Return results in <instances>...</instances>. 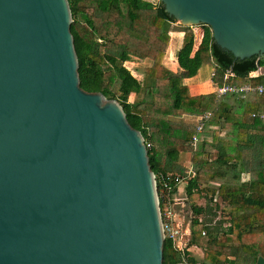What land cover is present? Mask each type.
<instances>
[{
  "label": "water",
  "instance_id": "obj_1",
  "mask_svg": "<svg viewBox=\"0 0 264 264\" xmlns=\"http://www.w3.org/2000/svg\"><path fill=\"white\" fill-rule=\"evenodd\" d=\"M160 1L235 58H264V0ZM72 21L69 0H0V264H164L145 138L81 87Z\"/></svg>",
  "mask_w": 264,
  "mask_h": 264
},
{
  "label": "trees",
  "instance_id": "obj_2",
  "mask_svg": "<svg viewBox=\"0 0 264 264\" xmlns=\"http://www.w3.org/2000/svg\"><path fill=\"white\" fill-rule=\"evenodd\" d=\"M69 4L81 87L119 101L129 123L153 144L148 155L156 176L186 175L180 154L192 152L194 174L186 179L187 194L196 200L204 193L207 202L193 204L195 217L187 247L199 246L203 257L199 261L187 248L181 251L171 239H165L164 264H205L204 260L210 264H256L258 257L264 256V134L250 132L264 130V94L250 98L234 94L218 98L215 92L193 94L184 79L213 60V81L218 85L228 69L237 73L232 80L235 83H264V77L247 78L258 65L264 66V58H235L214 42L208 25L196 45L190 27L180 25L184 37L177 52L180 69L175 71L163 63L170 24L175 20L160 0H69ZM201 35L198 30L197 39ZM136 58L153 60L144 69L145 82L124 64ZM132 93L138 95L137 101H130ZM205 111L211 112L207 127L217 130L213 142L204 139L194 149L190 144L194 126L174 117L199 116ZM219 141L223 150L213 156ZM246 149H250L249 155ZM244 174L248 179H243ZM218 197L228 206L227 226L223 220L216 221ZM159 199L163 211L165 197L159 194Z\"/></svg>",
  "mask_w": 264,
  "mask_h": 264
},
{
  "label": "crops",
  "instance_id": "obj_3",
  "mask_svg": "<svg viewBox=\"0 0 264 264\" xmlns=\"http://www.w3.org/2000/svg\"><path fill=\"white\" fill-rule=\"evenodd\" d=\"M171 28L169 30L170 32V41L167 47V52L165 55V59H163V63L170 69L177 71L178 69H180L179 63H178V58H177V52L180 50L181 46H182V42H183V37H184V31L180 30V24H178L177 22H172L170 24ZM183 26V25H182ZM191 27L194 31V35H195V43L196 45H199L203 34L201 35L200 39H197V28L198 26L194 25V26H188ZM173 34H177L178 38L174 37ZM132 60H130L129 62H131ZM147 65H150L152 62L150 60H146ZM128 62V61H126ZM133 63V62H131ZM213 64L214 66L209 68V64ZM209 64L206 63L204 64L197 72L196 75L192 76V77H188L184 79V83L186 85H188L190 91L193 94H202V93H210V91H202V88H204V86H206L209 82L212 83V85L217 86L218 84H216L213 81V77H212V72L215 71V63L213 60H211ZM206 66V68H204ZM131 71V70H130ZM215 92V90L213 91ZM253 94L247 96L248 98L252 97ZM134 98V100L132 101H137L139 99L138 95L136 93H132L130 95V100ZM264 113V112H263ZM197 118V116H196ZM210 128H215V127H210ZM251 134H255V135H261L264 134V130L260 131V130H255V131H251ZM216 144H220L217 148L218 151L219 150H223V147L221 145V142H217ZM217 146V145H216ZM249 151L250 149H246V154L249 155ZM192 155V153H191ZM191 157V156H190ZM179 163L181 165L186 166V172L190 169L193 168V164L190 159H187L186 157L182 156V153L180 154V159H179ZM187 180L184 179L183 181L179 182L178 184H176L173 188V190L171 192H169L168 194L165 195V208H171L174 212V223L179 226L182 231H183V237L178 241V243L182 246L185 247V249L187 248L188 251L191 250V247H187L188 246V241L190 239V234H191V223H192V211L190 209V199L188 197L187 194ZM191 252V251H190Z\"/></svg>",
  "mask_w": 264,
  "mask_h": 264
},
{
  "label": "built area",
  "instance_id": "obj_4",
  "mask_svg": "<svg viewBox=\"0 0 264 264\" xmlns=\"http://www.w3.org/2000/svg\"><path fill=\"white\" fill-rule=\"evenodd\" d=\"M196 26H203L196 25ZM215 71L212 72V77H214ZM237 73L232 69H228L224 73V81L222 84L217 85L215 89L216 96L221 98L228 94H234L241 97H247L251 94H264V83H254V82H244V83H235L232 80L237 78ZM264 77V66L258 65L255 70H252L248 73V79H257ZM264 118V113L261 115ZM211 118V112L205 111L196 118V123L194 126V133L190 140V144L194 149L197 148L199 142L205 139L206 136V128L207 123ZM147 149H151L153 144L150 140H144ZM194 169H190L187 171L186 175L180 174H160L156 176L155 174V182L158 189V197L159 194L165 197L166 194L171 192L176 184L187 179L189 176H193ZM160 204V199H159ZM161 209V208H160ZM161 218L163 222V231L165 239H171L173 243L181 250H185V247H182L178 241L183 237L182 229L174 223V212L171 208H165L161 210ZM205 234V231H203ZM201 264V263H198Z\"/></svg>",
  "mask_w": 264,
  "mask_h": 264
},
{
  "label": "rangeland",
  "instance_id": "obj_5",
  "mask_svg": "<svg viewBox=\"0 0 264 264\" xmlns=\"http://www.w3.org/2000/svg\"><path fill=\"white\" fill-rule=\"evenodd\" d=\"M179 24V23H178ZM181 25V24H180ZM171 28V26H170ZM181 29V27H179ZM197 30H200L201 33H204V28H205V25L203 26H198L196 27ZM190 29L193 31V29L190 27ZM194 32V31H193ZM167 52V50H166ZM166 55V53H165ZM164 55V57H165ZM165 59V58H163ZM146 60H150L152 63H153V60L152 59H149V58H145V59H139V58H136V59H133L131 62H125V66L131 70L132 74H134V76H136L141 82H145V74H144V69L146 66H149L147 65V61ZM151 63V64H152ZM210 63V62H209ZM208 63V64H209ZM150 64V65H151ZM214 65L213 64H209V68L213 67ZM206 68V66L204 67ZM216 89V86L215 85H212L211 82H209L206 86H204V88H202V91H210V92H213L214 90ZM134 100V98H132L130 101ZM175 120H178V121H182L184 123H186L187 125H193L195 126V123H196V116L195 115H188V114H185V115H182V116H176L174 117ZM217 130V127L216 128H210V127H207L206 128V136H205V139L209 142H213V136H214V131ZM226 133V130L222 131L221 132V135L223 136L224 134ZM217 146L214 145V152H213V156H216V154L218 153V144H216ZM182 153V156L183 157H186L187 159H190L192 156L191 155V151H183L181 152ZM184 166V165H183ZM186 168V166H184ZM249 175L248 174H244L243 175V179H248ZM213 186H216V184H211ZM207 202L206 200V195L203 193L201 195V197L197 198L196 200H190V209L192 211V219L195 217L194 215V211H193V204H201V205H205ZM218 208H217V216H216V221L218 220H223V226H227L229 220H230V216H229V210H228V206L221 200L220 197H218ZM215 205L213 204V207ZM215 208V207H214ZM191 253L196 257L198 258L199 261H202V257H203V251H202V248H200L199 246H192L191 247ZM206 261V262H205ZM204 263L205 264H210V262H208V260H204Z\"/></svg>",
  "mask_w": 264,
  "mask_h": 264
}]
</instances>
